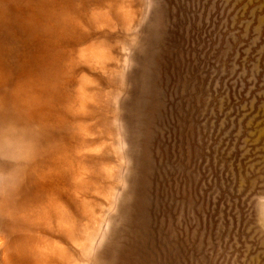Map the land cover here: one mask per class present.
Masks as SVG:
<instances>
[{
  "label": "rangeland",
  "instance_id": "374dc122",
  "mask_svg": "<svg viewBox=\"0 0 264 264\" xmlns=\"http://www.w3.org/2000/svg\"><path fill=\"white\" fill-rule=\"evenodd\" d=\"M0 264H264V0H0Z\"/></svg>",
  "mask_w": 264,
  "mask_h": 264
}]
</instances>
